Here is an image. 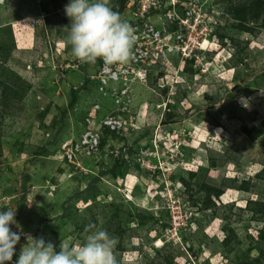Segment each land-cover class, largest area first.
<instances>
[{
  "label": "rangeland",
  "instance_id": "rangeland-1",
  "mask_svg": "<svg viewBox=\"0 0 264 264\" xmlns=\"http://www.w3.org/2000/svg\"><path fill=\"white\" fill-rule=\"evenodd\" d=\"M69 2H0V211L20 235L6 264L32 238L59 252L100 230L118 264H264V0L200 1L206 49L136 84V118L91 155L73 146L86 118L118 104L72 55Z\"/></svg>",
  "mask_w": 264,
  "mask_h": 264
},
{
  "label": "built area",
  "instance_id": "built-area-1",
  "mask_svg": "<svg viewBox=\"0 0 264 264\" xmlns=\"http://www.w3.org/2000/svg\"><path fill=\"white\" fill-rule=\"evenodd\" d=\"M202 0H126V10L122 18L135 30L136 43L133 48V58L127 64L107 65L98 59L90 79L95 88L103 95H113L116 98V115H106L97 118L93 114L86 118V127L74 146L78 153L91 155L100 148L102 131H120L126 124L121 113H127L136 118L138 114L131 109V99L134 96L136 84L148 86L151 78L159 85L163 78L158 76L159 65L170 62V56H175L180 62L190 61L200 57L202 40L199 34H193L192 28L202 26L200 3ZM202 33V31H199ZM204 34V33H203ZM100 104H91L92 111L99 112ZM129 117L128 119H132ZM127 119V120H128ZM136 120V119H135ZM82 149V150H79ZM140 159H142V154ZM73 151L64 156L72 162ZM178 216L172 215L171 223L179 225Z\"/></svg>",
  "mask_w": 264,
  "mask_h": 264
},
{
  "label": "clouds",
  "instance_id": "clouds-1",
  "mask_svg": "<svg viewBox=\"0 0 264 264\" xmlns=\"http://www.w3.org/2000/svg\"><path fill=\"white\" fill-rule=\"evenodd\" d=\"M2 2V0H0ZM70 18L67 44L80 63L127 64L136 43L134 28L110 7V0H70L65 5ZM248 107L247 103L244 104ZM0 211V264L12 261L20 235L11 230L15 210ZM87 231V230H86ZM116 241L100 230L85 236L79 246L61 241L57 252L43 237L28 240L16 264H118Z\"/></svg>",
  "mask_w": 264,
  "mask_h": 264
},
{
  "label": "bare ground",
  "instance_id": "bare-ground-1",
  "mask_svg": "<svg viewBox=\"0 0 264 264\" xmlns=\"http://www.w3.org/2000/svg\"><path fill=\"white\" fill-rule=\"evenodd\" d=\"M205 40H206V39H205ZM205 40H204L203 43H202V48H203V49H206L205 46L208 44V41L205 42ZM204 42H205V44H204Z\"/></svg>",
  "mask_w": 264,
  "mask_h": 264
},
{
  "label": "trees",
  "instance_id": "trees-1",
  "mask_svg": "<svg viewBox=\"0 0 264 264\" xmlns=\"http://www.w3.org/2000/svg\"><path fill=\"white\" fill-rule=\"evenodd\" d=\"M125 2H126V0H124ZM138 159H140V155H139V158ZM100 176V175H99ZM99 176L97 175V177L96 178H99Z\"/></svg>",
  "mask_w": 264,
  "mask_h": 264
},
{
  "label": "crops",
  "instance_id": "crops-1",
  "mask_svg": "<svg viewBox=\"0 0 264 264\" xmlns=\"http://www.w3.org/2000/svg\"><path fill=\"white\" fill-rule=\"evenodd\" d=\"M3 1V0H2ZM29 1H31V0H29ZM34 1H36V0H34ZM102 97V96H101Z\"/></svg>",
  "mask_w": 264,
  "mask_h": 264
}]
</instances>
